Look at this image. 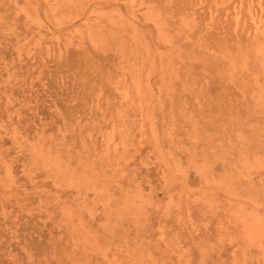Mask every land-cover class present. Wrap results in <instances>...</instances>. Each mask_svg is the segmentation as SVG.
Instances as JSON below:
<instances>
[{
    "label": "rangeland",
    "instance_id": "1",
    "mask_svg": "<svg viewBox=\"0 0 264 264\" xmlns=\"http://www.w3.org/2000/svg\"><path fill=\"white\" fill-rule=\"evenodd\" d=\"M0 264H264V0H0Z\"/></svg>",
    "mask_w": 264,
    "mask_h": 264
}]
</instances>
